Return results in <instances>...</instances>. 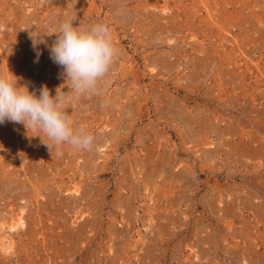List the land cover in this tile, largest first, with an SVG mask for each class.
Masks as SVG:
<instances>
[{
    "label": "rangeland",
    "instance_id": "374dc122",
    "mask_svg": "<svg viewBox=\"0 0 264 264\" xmlns=\"http://www.w3.org/2000/svg\"><path fill=\"white\" fill-rule=\"evenodd\" d=\"M67 20L110 30L94 91L49 57ZM10 72L94 141L0 124V264H264V0H0Z\"/></svg>",
    "mask_w": 264,
    "mask_h": 264
},
{
    "label": "clouds",
    "instance_id": "9594fccd",
    "mask_svg": "<svg viewBox=\"0 0 264 264\" xmlns=\"http://www.w3.org/2000/svg\"><path fill=\"white\" fill-rule=\"evenodd\" d=\"M52 33L57 35L49 46V57L62 68L61 75L65 77L70 91L76 94L94 91L116 55L108 26L101 23L82 28L67 20ZM44 35L36 30L29 32L36 63L41 55L38 45L44 42ZM63 87H57L53 96L48 86L42 85L37 96L35 91L30 92L27 86L20 85L14 74L0 73V124L7 121L23 124L28 132L37 130L43 134L39 136L50 151L55 147L58 155L62 144L71 145L74 149L91 150L94 137L84 126L73 127Z\"/></svg>",
    "mask_w": 264,
    "mask_h": 264
}]
</instances>
